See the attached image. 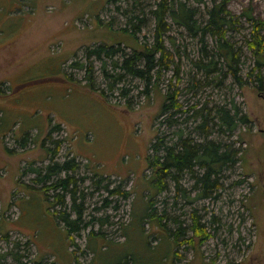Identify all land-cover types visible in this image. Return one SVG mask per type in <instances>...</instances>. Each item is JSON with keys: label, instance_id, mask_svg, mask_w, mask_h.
Instances as JSON below:
<instances>
[{"label": "rangeland", "instance_id": "rangeland-1", "mask_svg": "<svg viewBox=\"0 0 264 264\" xmlns=\"http://www.w3.org/2000/svg\"><path fill=\"white\" fill-rule=\"evenodd\" d=\"M135 1L0 0V264H114L118 257L131 254L135 264H162L160 251L152 253L146 239L151 249L171 257L177 253V264H264V85L261 92L255 87L258 83L250 73L258 64L246 45L252 27L246 12L264 20V0L228 3L235 22L228 40L243 51V86L232 76L221 85L206 79L193 62L202 55L201 42L172 24L163 40L175 61L154 88V82L148 86L149 96L144 94L145 82L129 75L110 92L109 81L102 77L103 62L85 55L87 47L102 42L127 52L155 42L157 24L149 13L155 0ZM189 2L204 11L212 0ZM131 8L149 19L136 38L129 22ZM209 44L213 47L214 41ZM74 60L94 65V89L85 84L86 70L71 67ZM106 62L112 72V61ZM121 88L129 89V95L121 96ZM174 91L183 105L177 115L181 121L194 106L231 107L233 100L252 122L230 136L213 135L239 151L235 167L221 175L217 196L189 205L176 182H168V188L154 196V215L164 216V225L144 216L143 235L139 216L145 215L148 196L155 192L148 169L149 146L163 119L156 117L165 95ZM55 124L60 129L43 144ZM196 124L190 120L186 126L192 129ZM25 131L29 141L23 146ZM53 139L62 140L58 161L75 157L79 163L72 174L78 179V203L85 209L82 224L90 226L72 236L74 247L64 225L51 214L61 211L60 206L45 200L42 185L32 181L36 174L25 173L49 163ZM193 183L190 175L181 181L192 195ZM111 189L129 190L131 195L124 198ZM67 202L71 207L70 197ZM194 210L211 237L202 244L196 238L192 246L179 245L169 231L176 232L178 224L167 214L185 221L184 240L193 234L189 224ZM92 230L99 239L89 236Z\"/></svg>", "mask_w": 264, "mask_h": 264}, {"label": "trees", "instance_id": "trees-1", "mask_svg": "<svg viewBox=\"0 0 264 264\" xmlns=\"http://www.w3.org/2000/svg\"><path fill=\"white\" fill-rule=\"evenodd\" d=\"M137 4L138 1L136 0ZM156 6L149 11L157 24L154 35L155 42L152 45L145 44L144 48H136L129 52L125 51L120 46L114 44H107L105 42L95 44L94 47H87L85 55L87 59L95 57L101 60L102 77L108 80L109 91L117 90L120 82L124 81L126 75L142 79L145 82L146 89L144 94L150 95L148 86L154 88L160 79L161 73L168 70L174 63V55L167 49L165 41L163 40L167 27L172 24H177L180 28H184L192 38L198 39L202 44V55L199 59L193 60L195 67L201 72L206 79L211 78V82L217 81L218 85L224 83L229 76H232L234 81L243 86L245 79L242 74V57L243 51L241 48L236 49L235 44L228 40V30L233 29L235 22L231 13L228 10L229 0H212L210 6L202 12L200 7H193L189 0H155ZM128 12V11H127ZM144 15V14H143ZM136 13L133 8L130 9L129 22L132 29V37L141 32L143 26L145 27L149 19L145 16ZM248 19L251 21L250 38L246 40V45L250 51L256 55V62L258 67L250 74L258 83L256 89L261 92V87L264 85V20L257 19L246 12ZM171 20V24L167 21ZM137 20V21H136ZM210 41H214V46L211 47ZM112 61V72L108 69L107 60ZM90 61V60H89ZM77 66L81 70H86L85 84L88 88H95V67L91 62L79 63L74 60L71 67ZM222 66L227 70H223ZM178 70L180 65L177 64ZM157 76V78H156ZM155 77V81H154ZM71 81H76L73 77ZM5 81L1 83L4 84ZM100 94L108 98L106 91L98 88ZM3 91L0 89V94ZM130 90L121 88L120 95H129ZM179 92H168L165 95L160 110L157 114V119L161 120L160 127L157 126V134L149 146L148 153V169L152 171L151 184L155 188V192L148 196L145 215L139 216V227L144 234L142 228V220L144 216L150 217L151 220H156L163 224L164 216H155L154 205L155 195L168 188V182H176V189L187 200L189 205L194 204L199 199L216 197L215 193L222 187L221 175L228 169L235 167L239 161V151L232 147V144L216 141L213 138L215 133L232 135L240 125L249 126L252 122L250 116L242 112L237 103L232 100L231 107L225 104H217L212 108L192 107L191 115L185 117L183 121L180 116H177L182 110V103H180ZM189 112V111H188ZM193 120L197 124L191 129L186 124ZM50 124L53 119L49 118ZM182 124V125H180ZM165 126L166 129H162ZM59 124L53 125L47 132L43 144L47 140L52 139V134L60 129ZM194 134H197L195 137ZM29 141L28 131L24 132L22 138V145L25 146ZM54 148L49 147L50 151L49 163L43 167H30L26 172L36 174L32 181L38 182L42 185L41 190L44 192L45 200L47 202H54L60 206L61 211L56 210L51 213L55 216L58 222H61L67 236L71 239L70 246H76V241L72 237L82 229L88 228L90 223L83 222L84 205L79 202L78 179L72 173L79 168L76 158L72 157L68 160L60 162L57 160L58 153L61 148L62 140L53 139ZM7 150H9L7 148ZM11 152V150H9ZM24 174V173H23ZM65 174L64 177L62 175ZM190 175L194 180L191 189L195 192L192 195L186 188L181 185L184 176ZM83 180V178H82ZM109 185L105 187L108 188ZM46 190V191H45ZM52 191L53 193H51ZM112 194H122L124 198L131 195L129 190L121 191L120 189H111ZM67 197L72 201L71 207H68ZM66 207L69 211L65 210ZM52 209L48 206V210ZM75 213L76 216H72ZM168 219L173 220V223L178 224L177 231H172L174 241L177 244L194 245L195 239L199 238L200 243H204L211 237V233L207 231L205 225L202 224L201 215L196 210L191 213V223L189 229L193 234L182 240L186 234L184 223L177 216H170ZM103 222V220H102ZM164 225V224H163ZM187 228V227H186ZM90 237H98L92 230L89 233ZM146 237V236H145ZM182 238V239H181ZM138 243V245H140ZM148 249L155 253L160 251L162 264H177L179 255L174 252L175 256H170L169 252L163 253L159 248L151 249L148 239L145 240ZM121 245V244H120ZM121 249V248H120ZM131 259V264H135L133 254L126 255L123 258H117L114 264H128Z\"/></svg>", "mask_w": 264, "mask_h": 264}]
</instances>
